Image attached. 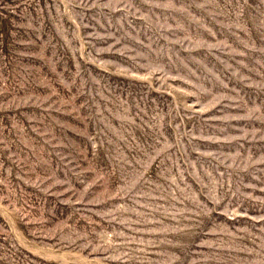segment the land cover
Wrapping results in <instances>:
<instances>
[{"label":"rangeland","instance_id":"374dc122","mask_svg":"<svg viewBox=\"0 0 264 264\" xmlns=\"http://www.w3.org/2000/svg\"><path fill=\"white\" fill-rule=\"evenodd\" d=\"M0 264H264V0H0Z\"/></svg>","mask_w":264,"mask_h":264}]
</instances>
